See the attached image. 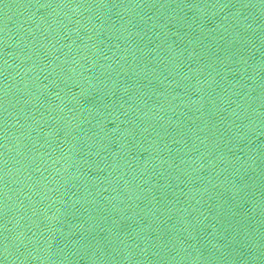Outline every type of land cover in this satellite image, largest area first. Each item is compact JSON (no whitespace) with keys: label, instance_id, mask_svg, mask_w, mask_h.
Here are the masks:
<instances>
[{"label":"water","instance_id":"1","mask_svg":"<svg viewBox=\"0 0 264 264\" xmlns=\"http://www.w3.org/2000/svg\"><path fill=\"white\" fill-rule=\"evenodd\" d=\"M0 264H264V0H0Z\"/></svg>","mask_w":264,"mask_h":264}]
</instances>
